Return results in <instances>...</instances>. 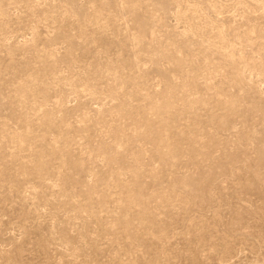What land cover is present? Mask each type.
<instances>
[{"label": "rangeland", "instance_id": "374dc122", "mask_svg": "<svg viewBox=\"0 0 264 264\" xmlns=\"http://www.w3.org/2000/svg\"><path fill=\"white\" fill-rule=\"evenodd\" d=\"M0 264H264V0H0Z\"/></svg>", "mask_w": 264, "mask_h": 264}]
</instances>
